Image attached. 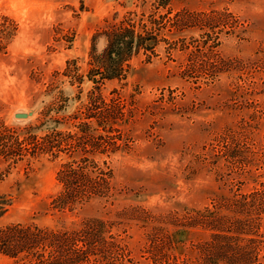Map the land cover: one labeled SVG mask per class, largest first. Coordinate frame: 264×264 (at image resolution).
Returning a JSON list of instances; mask_svg holds the SVG:
<instances>
[{"label":"rangeland","instance_id":"obj_1","mask_svg":"<svg viewBox=\"0 0 264 264\" xmlns=\"http://www.w3.org/2000/svg\"><path fill=\"white\" fill-rule=\"evenodd\" d=\"M133 28L154 50L105 80V37ZM91 170L103 188L76 190L105 197L53 211L63 178ZM0 197V229L103 219L119 264H208L213 234L232 239L222 264H264V0H0ZM245 211L251 227L229 229Z\"/></svg>","mask_w":264,"mask_h":264},{"label":"trees","instance_id":"obj_2","mask_svg":"<svg viewBox=\"0 0 264 264\" xmlns=\"http://www.w3.org/2000/svg\"><path fill=\"white\" fill-rule=\"evenodd\" d=\"M107 37L109 40V46L106 52L109 63L98 68L105 80L120 78L121 73L123 72L122 64L132 58L141 49H145L146 51L154 50L153 46L155 44L152 43L155 41V38L150 35L145 36L143 34H138L134 28L129 29L128 32H114L112 35H107ZM127 72L128 71H125L123 73ZM54 126L55 122L50 121L43 124L41 128H50L51 130L47 131V134L49 132L56 133V128H52ZM41 128H36L35 132L40 131ZM53 140L54 139H51L52 142H49L50 152L58 148V152L62 154L61 148H66H64V146L57 145V143L60 144L61 141L54 143ZM94 146L96 145L94 144ZM88 147L89 144L83 140L79 142V145L76 144V147H73L72 151L69 150L64 152L67 159L70 160L69 164L80 165L83 162H86L81 160H83V152H87ZM53 153L54 152H52V154ZM94 161L95 164L100 163L97 162V160ZM94 161L88 163L94 164ZM93 180H101L102 184L108 181L104 178H100V174L95 171L93 172L92 170L88 173V175L86 174L82 177L74 175L73 177L66 176V179L63 178L62 183L67 187L70 185L72 189H70L68 193L56 198L51 203L52 210L66 212V210L73 206H84L91 201H101V198L105 197V194H102L101 192H96L90 196H83V194H80V192L76 190L77 185L81 183L78 181H85L86 184H89L88 186L95 191L103 188L100 183L94 186ZM9 203V200L4 197H0V219L8 211L10 206ZM213 212L211 211L210 213ZM244 214L246 215V211L239 213L241 218H238V220L235 219L236 222H233L231 217L230 219L233 223L230 222L231 227L229 229H232V231H234L235 228H240V230L242 229L241 231H246V229L248 230L251 226L248 221L249 219L244 218ZM222 217L223 216H219L217 219H213L211 221L210 217H208V221L211 222L210 225H215V223L216 225H219L218 222L221 224L223 223L222 221L228 219L226 216ZM59 219L61 220L64 218L60 217ZM221 225L223 226L224 224ZM104 227V221L101 218H94L85 222V231L81 232L80 235L70 233L65 228L64 230L57 232L52 229L49 231L43 230L32 225L7 227L0 229V254L16 260V264H119L118 260L109 258L110 255H113L111 253L113 252L114 246L113 244H108L106 239L103 238ZM259 228H261V226ZM185 234V231L174 232V236L177 240L174 239L173 235H171V237L178 246H181L185 243L181 238L182 235ZM216 235L217 234H213L208 243L202 244L201 247H199L202 248L207 255L205 263L211 264L214 260H209V257L210 255H213L215 260L218 256L216 263L222 264L225 262V255L229 252V244H232V239L229 238L227 234L223 236ZM79 244L82 246L81 250L76 249L79 247ZM46 251H49L48 259L45 257ZM107 255H109V257H107ZM227 260L234 262V260L231 259ZM231 264H235V262Z\"/></svg>","mask_w":264,"mask_h":264},{"label":"water","instance_id":"obj_3","mask_svg":"<svg viewBox=\"0 0 264 264\" xmlns=\"http://www.w3.org/2000/svg\"><path fill=\"white\" fill-rule=\"evenodd\" d=\"M30 116H32V113L31 114H25V113L16 114V118H20V119H27Z\"/></svg>","mask_w":264,"mask_h":264},{"label":"crops","instance_id":"obj_4","mask_svg":"<svg viewBox=\"0 0 264 264\" xmlns=\"http://www.w3.org/2000/svg\"><path fill=\"white\" fill-rule=\"evenodd\" d=\"M103 35H104V34H102L101 37H103ZM104 36H106V35H104ZM105 40H106V47L108 48V46H109V40H108V37H107V36L105 37ZM107 48H106V49H107ZM105 51H106V50H105Z\"/></svg>","mask_w":264,"mask_h":264}]
</instances>
